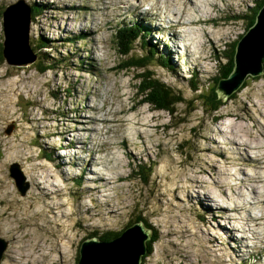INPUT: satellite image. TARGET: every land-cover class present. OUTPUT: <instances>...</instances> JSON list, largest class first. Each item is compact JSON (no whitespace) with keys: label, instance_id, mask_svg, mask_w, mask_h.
<instances>
[{"label":"rangeland","instance_id":"374dc122","mask_svg":"<svg viewBox=\"0 0 264 264\" xmlns=\"http://www.w3.org/2000/svg\"><path fill=\"white\" fill-rule=\"evenodd\" d=\"M17 1L0 0V47L3 12ZM259 1L25 0L41 12L30 42L43 55L23 66L0 57V264H76L88 233L121 230L142 212L161 233L142 264H264V71L216 113L198 99L238 40L236 57ZM128 22L171 60L153 69L187 99L175 116L142 104L138 71L121 69ZM45 54L66 64L40 72ZM141 162L155 163L148 184L131 172Z\"/></svg>","mask_w":264,"mask_h":264},{"label":"trees","instance_id":"16d2710c","mask_svg":"<svg viewBox=\"0 0 264 264\" xmlns=\"http://www.w3.org/2000/svg\"><path fill=\"white\" fill-rule=\"evenodd\" d=\"M26 3L31 7L32 21L37 20L41 15L39 7L29 2ZM263 3L264 0H260L259 3H257L256 6L251 9V14L249 17L250 21L248 24L249 26H252L257 21V16L260 11L259 9L263 5ZM136 33H138V35ZM149 36L150 30H148L146 26L141 23L128 22L125 23L124 26H122L118 33V50L121 56L125 58L121 69L138 71V78L140 79V83L138 85V93L139 95L146 97V99H142V104L148 103L152 105L153 110H167L171 114H174V112L177 113L178 104L187 103V99L178 90H175L173 87L167 85L165 81H160L157 78L153 66H161L168 70H171L172 67H170L169 65L171 60L167 57V55H161L155 45L147 43ZM48 41L49 40L47 39L42 40L41 44H38L37 49H42L43 46L48 44ZM68 41L74 43L75 40L68 39ZM237 43L238 40L233 47H231L229 43H226L227 47L223 51L226 50L225 53L227 55L226 58L228 59V62L225 65H222V67L220 68L219 77L217 78L216 83L213 84L210 89H205L202 93L199 94L198 99L207 112L216 113L225 104V97L220 94L218 86L220 85L222 80L227 79L228 76L233 73V70L235 68V52ZM135 47H138L140 52L139 54L135 53ZM3 48L4 44L2 42L0 47V57L2 59L1 63H3L4 60L6 61L3 53ZM37 54L39 56L43 55L41 50ZM158 54H160V56ZM44 58L51 60V57L48 54H45ZM66 61V56L55 57V59L51 60V62H49V60H46L44 62V65L40 66V72H46L54 68V66L57 64H66ZM85 71L92 72L88 69H85ZM250 76L252 75L250 74ZM245 86H247L246 81H244L242 86H240L239 90L243 89ZM235 91L232 93L231 97L236 94L237 91ZM68 96H70V93ZM168 96H171L169 100H167ZM154 168V162H150L148 164L141 162L137 164L136 167L132 168L131 172L133 173L134 178L140 179L144 184H148L154 172ZM139 222L143 223L145 227L150 231L149 238L145 241L147 253L143 254L140 263L142 264V262L152 254L155 243L160 239L161 234L160 230L155 227L148 220V218L145 217L143 212L138 214L136 219L132 217L131 221H129L126 226L122 227L121 230H107L103 231L101 234L97 232L88 233L81 240L79 248L81 249V244L86 239H97L99 241L105 242L112 241L114 238L121 236L126 230H128V228ZM80 249L76 258V264L81 258Z\"/></svg>","mask_w":264,"mask_h":264},{"label":"water","instance_id":"95a60500","mask_svg":"<svg viewBox=\"0 0 264 264\" xmlns=\"http://www.w3.org/2000/svg\"><path fill=\"white\" fill-rule=\"evenodd\" d=\"M15 6H17V10L12 12ZM31 21V7L25 0H18L8 5L4 10L3 53L9 64L30 65L38 59V54L30 42ZM263 54L264 8L258 15L255 26L248 31L238 45L235 69L231 77L222 80L218 86L220 94L225 97L224 101L240 88L247 74L254 77L263 73ZM11 130L12 128L7 132L10 133ZM9 170L18 190L25 194L30 187V182L23 176L19 164H11ZM149 233L150 231L143 223H137L128 228L121 236L109 242L86 239L81 244V258L77 264H140L143 254L147 253L145 241L149 238ZM7 246L8 241L0 237V263Z\"/></svg>","mask_w":264,"mask_h":264},{"label":"bare ground","instance_id":"6f19581e","mask_svg":"<svg viewBox=\"0 0 264 264\" xmlns=\"http://www.w3.org/2000/svg\"><path fill=\"white\" fill-rule=\"evenodd\" d=\"M155 4V3H154ZM176 4L177 3H175V6H176ZM161 5V4H160ZM132 6V5H131ZM153 6V5H152ZM134 7H139L138 6V4L136 5V6H134ZM177 9H178V11L177 12H174V14L175 15H177L178 17H177V22H179V23H183V18L185 17V15H184V10H182L181 8H179V7H177ZM17 10V6H15V7H13V9H12V12L14 11H16ZM173 10V9H172ZM107 12V11H106ZM163 12V11H162ZM111 13V12H110ZM160 14L161 13H159V11L158 12H155V13H153V15H155V16H160ZM166 16V15H165ZM168 16V15H167ZM168 21V20H167ZM186 21H188V19H186V20H184V22L185 23H189V21L188 22H186ZM211 21V20H210ZM178 25V23H174V25L172 24V27H176ZM80 30H83L82 29V27H80L79 28ZM39 31L40 32H42V28H39ZM96 31L97 30H91V32H90V34L89 35H91V33H94L95 32V34H96ZM184 31H186V30H184ZM85 32V31H84ZM137 35H138V33H136ZM185 36V35H184ZM91 110V109H90ZM93 112V111H92ZM99 120V119H98ZM116 121V120H115ZM82 128V127H81ZM82 132V131H81ZM70 138V137H69ZM112 162V161H111ZM83 164V163H82ZM81 165V164H80ZM106 169V168H105ZM119 170V169H118ZM117 171V170H116ZM116 173V172H115ZM92 177V176H91ZM108 179V178H107ZM57 184H54V186H56ZM204 200V199H203ZM209 201H210V199H209ZM112 202V201H111ZM211 208V207H210Z\"/></svg>","mask_w":264,"mask_h":264}]
</instances>
